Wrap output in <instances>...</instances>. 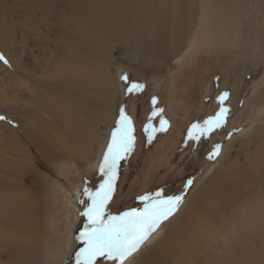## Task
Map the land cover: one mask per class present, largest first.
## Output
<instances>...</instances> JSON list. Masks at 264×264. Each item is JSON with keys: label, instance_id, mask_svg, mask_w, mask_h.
I'll return each instance as SVG.
<instances>
[{"label": "bare ground", "instance_id": "obj_1", "mask_svg": "<svg viewBox=\"0 0 264 264\" xmlns=\"http://www.w3.org/2000/svg\"><path fill=\"white\" fill-rule=\"evenodd\" d=\"M64 5L72 22L61 27L63 49L50 62V69L38 74L14 61L18 70L11 68L15 73L9 75L25 80L10 83L8 89H18L25 96L20 101L26 103L22 105L27 111L20 117L21 134L11 132L12 151L6 165L0 162V237L9 242V264L33 261L40 250L39 233L32 224L41 210L27 197L30 194L24 193L16 179L18 171L36 159L39 163L44 156H54L57 144L89 150L94 122L87 113L94 110L97 113L91 117L97 119L112 111L109 100L117 81L107 63L114 48L117 53L122 51L119 63L123 66L147 69L157 65L158 73L169 79V90L177 83L180 87V82H200L202 57L217 62L218 67L242 70L250 65L254 71L259 53L264 55V0H67ZM174 72L177 74L172 75ZM187 92H192V87ZM2 101L17 102L9 96H0ZM252 113L245 109L240 122ZM255 114H259L257 110ZM260 128L257 126L256 134ZM249 157L250 167L254 165L250 171L228 182L226 170L221 169L238 158L231 159L227 150L213 174L146 240L155 238L143 244L132 264H212V257L229 253L235 245L245 249L234 251V264H264V256L259 257L264 255V200L256 202V187L261 186L264 193V146ZM187 182L181 185V192ZM175 191L178 189L168 196H174ZM71 207L64 217L71 214ZM251 217L254 222L249 224ZM237 228L244 229L238 237L233 233ZM188 236L193 242L191 253L185 241ZM207 255L211 259H205Z\"/></svg>", "mask_w": 264, "mask_h": 264}, {"label": "rangeland", "instance_id": "obj_2", "mask_svg": "<svg viewBox=\"0 0 264 264\" xmlns=\"http://www.w3.org/2000/svg\"><path fill=\"white\" fill-rule=\"evenodd\" d=\"M66 2L67 0H0V54L8 61L7 64L0 61V96H9L17 101L0 102V117H4L0 119V162L5 161V165L6 157L12 151L11 132L21 134L20 117L27 115L22 105L26 103L20 101V97L25 96L18 89H8L12 82L25 81L11 79L9 75L15 73L11 68L18 70L14 64L16 61L19 66L38 74H45L50 69V62L56 60L63 49L59 41L61 27L71 21L70 11L64 5ZM115 49L107 63V70L117 81V87L109 100L112 111L98 115L97 119L91 117L97 113L94 110L87 113L94 122L89 150L83 152L79 146L73 148L69 144H57L54 156H44L39 163V159H36L34 163L25 164L18 171L16 179L23 186L24 193L30 194L27 197L37 203V208L41 210L38 220L33 219L32 224L39 233V254L26 264H75V253L84 246L77 237L88 227L87 218L81 215L88 204L83 189L87 187L94 192L105 178L100 171V164L122 107L132 121L135 141L131 152L119 162L114 192L107 205V211L113 215L130 208H142L143 201L138 197L145 194L160 191L163 195H168L177 188L178 192L173 194H183V200L173 213L174 216L189 200L194 189L213 174L227 150L231 159L238 158L236 162L223 165L221 169L226 170L229 182L250 171L254 165L250 167L249 156L264 146V55L260 56L259 53L254 71L250 69V65L249 69L245 67L246 70H241L240 67H218L217 62L212 63L207 57H202L205 58L204 62H200L198 67L200 82L189 80L184 85L180 82V87L177 83L176 88L171 86L169 90V79L161 72L158 73L157 65L147 69L123 66L119 63L122 51L117 53ZM125 74L128 81L121 80V76ZM175 74L177 73L172 75ZM133 82L142 84L143 89L127 92ZM191 87L192 92L188 93L187 89ZM225 92L228 96L223 106L228 109V114L223 127L215 129L206 137L195 140L187 138L193 123L202 124L205 119L216 114L221 107L217 97ZM252 101L257 103L256 106L252 105ZM153 108L162 109V113L151 119V126L157 129L160 127L161 115L168 123L165 131H156L149 139L144 126L149 123ZM245 109L253 113L241 123L239 116ZM256 110L258 115L255 114ZM257 126H261L258 134L255 133ZM247 138L249 139L243 142ZM216 144L220 145L219 154L210 159L209 153ZM189 180L192 181L191 184L181 192V185ZM256 190V202H261L264 200L263 188L258 186ZM249 202L253 204L252 201ZM69 206L71 214L64 217L63 213ZM234 207L238 209L236 203ZM172 216L162 221L158 229ZM253 222L251 217L249 224ZM240 231L244 229L237 228L233 233L238 237ZM151 241L154 242L155 238ZM185 241L188 252L191 253L193 242L190 236ZM6 244L9 245L6 238L0 237V264L10 263L6 259ZM143 244L124 264H132ZM244 249L243 245H235L229 253H221L219 258L207 255L205 259L212 257V264H234V251L242 252ZM182 256L183 254L181 258ZM97 259L99 264H110L105 258Z\"/></svg>", "mask_w": 264, "mask_h": 264}, {"label": "snow or ice", "instance_id": "obj_3", "mask_svg": "<svg viewBox=\"0 0 264 264\" xmlns=\"http://www.w3.org/2000/svg\"><path fill=\"white\" fill-rule=\"evenodd\" d=\"M0 61L8 63L2 54H0ZM121 80L128 81V76L122 75ZM143 87L142 84L133 82L127 88V92L140 91ZM227 96L228 93L225 92L217 97L221 104L219 110L214 116L205 119L202 124L193 123L188 130L187 138L195 140L202 136L206 137L215 129L223 127L228 114V109L223 106ZM158 113H162V109L153 108L149 123L144 126L149 139L156 131H165L167 128L168 122L162 115L160 127L157 129L151 126V119ZM133 131L132 121L122 107L100 164V171L104 173L105 178L94 192L87 187L83 189V195L88 198V204L81 215L87 218L88 227L83 229L77 237L84 246L75 253V264H99L97 258L101 257L110 264H124L125 260L159 228L161 222L172 216L182 203L183 194L168 196L156 191L138 197L143 201L142 208H130L118 215L107 211L108 202L114 192L119 162L131 152L134 145ZM219 150L220 145H214L209 158L217 156ZM191 182L189 180L185 188Z\"/></svg>", "mask_w": 264, "mask_h": 264}]
</instances>
